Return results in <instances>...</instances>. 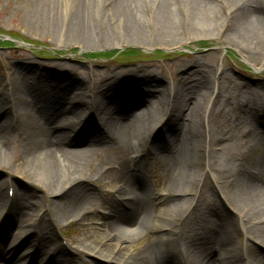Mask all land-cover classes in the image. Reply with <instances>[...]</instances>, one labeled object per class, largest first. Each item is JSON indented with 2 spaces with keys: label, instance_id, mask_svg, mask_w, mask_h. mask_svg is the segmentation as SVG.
I'll list each match as a JSON object with an SVG mask.
<instances>
[{
  "label": "bare ground",
  "instance_id": "1",
  "mask_svg": "<svg viewBox=\"0 0 264 264\" xmlns=\"http://www.w3.org/2000/svg\"><path fill=\"white\" fill-rule=\"evenodd\" d=\"M23 1L28 5L27 15L35 29L59 35L64 41L102 43L122 39L143 43L151 36L164 41L183 31L191 32L209 13L221 24L219 31L233 34L244 47V54L256 56L264 52V0ZM179 10L190 12L194 18L189 23L181 21L175 15ZM145 17H150L153 23L147 25ZM11 70L13 72L5 76L6 88L0 90V172L7 174L4 181L0 180V213H3L0 264H7L12 258H24L26 264H90L84 258L64 257L57 241V220L52 209L64 219L82 221L96 208H106L114 222L107 230L114 233L116 228L130 230L141 223L147 227L156 225L151 206L160 198L149 188L144 168L135 174L129 168V156L137 153L136 146L151 161L148 173L164 171L162 191L172 195L167 205L174 211L167 219L163 217L165 214L160 215L165 229L154 242L142 244L127 257L112 255V251L102 250L99 244L86 246L84 253L104 256L108 264H228L227 253L236 264H264V254H257L252 246L240 243L237 235L243 232L246 240L264 244V150L260 156L248 159L238 151L222 156L215 145L220 146L223 137L210 136L208 141H200L205 113L200 110L197 99L192 106L184 104L185 112L183 106L177 107L174 118L159 125L158 135L149 140L152 145L147 144L144 140L151 135L153 120L144 119L136 112L129 115V111L142 102L158 100L163 93L160 89H149L155 80L150 75H137L144 71L113 73L89 87L83 82L82 74L60 69L56 75L51 73L53 76L63 74L67 83L53 90L45 85L29 87L26 83L30 76L27 70H31L28 64H15ZM72 87L81 91L79 97L72 96ZM89 95L92 107L86 101ZM104 100L110 103H106L104 113L99 114ZM83 105L88 107L87 116L80 110ZM258 107L263 108V105ZM262 108L237 106L232 111L258 113ZM111 113L116 116L111 117ZM104 124L107 131L101 127ZM17 125H21L22 130L17 131L16 140H12L10 131ZM74 126L79 129L71 137ZM159 139H164V147ZM259 139L264 141V134ZM82 143L83 147H71ZM102 143L113 145L116 157L108 164L114 166L103 167L100 163L90 168L91 157ZM157 148L163 151L161 160L155 157ZM27 163L43 178L44 196L50 200L48 207L39 205L38 195L30 189V181L16 185L9 180L16 172L10 166L22 169ZM4 167L9 170H3ZM91 180L115 181L119 185L115 194L121 189L127 190L124 207H119L109 197L100 201L89 187ZM9 187L13 190L11 196L7 194ZM191 187H194V195L185 197L184 193ZM217 195L221 196L220 205ZM223 200L234 211L232 217L220 209ZM202 204L213 220L208 219L201 225L202 221L195 214L201 211ZM200 214L203 216L202 212ZM16 227L23 230L19 240L18 233L13 231ZM121 238L128 239L119 235L114 249ZM17 241L19 245L27 244L29 253H11Z\"/></svg>",
  "mask_w": 264,
  "mask_h": 264
},
{
  "label": "rangeland",
  "instance_id": "2",
  "mask_svg": "<svg viewBox=\"0 0 264 264\" xmlns=\"http://www.w3.org/2000/svg\"><path fill=\"white\" fill-rule=\"evenodd\" d=\"M27 11L28 5L23 0H0V90L6 88L5 76L18 63L28 64L31 69L27 70V74L30 76H27L26 79V83L31 89L41 85L48 86L53 90L63 87L67 83L63 74L53 76L51 73L52 71L56 75L60 69L64 71L72 69L75 73L82 74L83 82L89 87L94 86L104 76H110L113 73L128 74L132 70L144 71L137 75H150L155 80L151 83L152 85H148L149 89H160L163 93L158 100H150L147 104L142 102L141 106L131 108L132 110L129 111V115L136 112L142 114L144 119L153 120V123L150 124L153 129L151 135H148L144 140L147 144L152 145L149 140L158 135L156 130L159 125L174 118L177 107L183 106V112H185L187 106L184 104L192 106V103L197 99L200 110L203 109V113H205V123L201 128L203 132L199 138L200 141L202 139L208 141L210 136L223 137L221 145H215L217 153L222 156L238 151L247 155L246 159H248L258 157L263 152L264 141L260 140L259 136L264 134V52L256 56L244 54L242 51L244 47L239 45L233 34L218 30V26L221 24L215 16H210L207 13V16L205 15L191 32L183 31L164 41L151 36L143 40V43L134 40L122 41V39L117 42L76 43L64 41L62 37H58L59 35L52 36L35 29L30 24L31 20ZM107 13L106 10L105 17ZM175 15L181 21H186L185 23H189L194 18L190 12L184 13L182 10H179ZM94 16L98 19V13H95ZM144 19L147 25L153 23L150 17ZM263 35L262 37H264ZM217 36L220 38L217 39ZM60 39L61 41H59ZM144 88L147 87L144 86ZM71 90H73L72 96L79 97L81 95V91L77 87H72ZM86 101H89L90 106L92 105L90 95L86 97ZM106 103L110 102L104 100L98 109L99 114L104 113ZM93 104L96 106V102L93 101ZM261 105L263 108L258 107ZM237 106L257 107L262 110L258 113L257 111L243 113L237 110L235 113L232 110ZM82 109L87 116L88 107L80 106V110ZM170 109L171 111H169ZM65 115L71 116L68 113ZM114 116L116 115L111 113V117ZM22 121L23 118L20 117L21 125ZM84 121L86 122V120ZM21 125L11 128L10 137L12 140H16L18 136L16 132L22 130ZM101 127L107 131V125L104 124ZM78 129V126L72 127L70 136L77 134ZM163 140L159 139L162 142V147L165 146ZM176 142L174 141V143ZM83 146L82 143V145L77 144L71 147ZM137 147V153H132L129 156V168L133 174L144 168L149 188L156 192V198H160L151 206V213L152 216H155L156 225L147 227L141 223L130 230L116 228L117 231L114 233L107 230L109 224L112 225L114 222L106 208H96L82 221L64 219L56 209V212L52 209L57 220L55 226L59 234L57 241L64 251V257L75 260L84 258L90 264H108L105 263L104 256L87 255L83 251L84 248L88 245L99 244L102 250L112 251V255L125 254L127 257L142 244L154 242V238L164 231L163 223L159 219L160 215L165 214L163 217L167 219L169 214L173 213L174 210L168 208L167 205L172 195H165L162 191L164 171L161 169L148 173L151 161L144 157ZM162 152L160 148L155 149V157L158 160L162 159ZM115 157L116 151L113 149V145L102 143L97 146L91 157L90 168L100 163H103V167H113V164L108 163L114 161ZM16 159L17 157L12 160L13 164ZM20 167L16 166V169H13L12 166L9 167L16 171H11L15 173L14 176L9 177L11 183L26 185V181H30L32 186L29 188L38 195L39 205L48 207L50 200L44 196L41 174L32 170L28 163L22 169ZM4 169L9 170L5 167ZM202 171L206 172L205 169ZM141 175L143 176V173ZM6 178V172H0V180L4 181ZM108 182L91 180L89 187L92 188V192L100 201H105L106 197H109L119 207H124L123 199H125L127 190L121 189L119 193L115 194L114 190L119 185L115 181ZM189 190L184 193L185 197L190 198L194 195V187ZM207 191L209 193L210 188ZM10 192H12V187H9L8 195ZM113 194H115L114 197ZM216 197L220 205L221 196L217 195ZM225 204L223 200L220 209L228 217H232L234 211ZM205 211V205L202 204L201 211L195 214V216L198 215L197 219L202 221L201 225L205 224L208 219L213 220ZM201 212L203 216H201ZM2 217L3 213H0V219ZM3 223H6L5 219ZM13 231L18 233L16 234L18 240L22 238L23 230L16 227ZM119 235L128 239L121 238L119 246L114 249ZM237 235L240 243L252 246L257 254H264L263 243L246 240L243 232H239ZM17 242L11 253H29L27 251L30 250V247L27 244L19 245V241ZM226 256L228 264H236L229 253ZM7 264L26 263L24 258L19 260L12 258Z\"/></svg>",
  "mask_w": 264,
  "mask_h": 264
}]
</instances>
